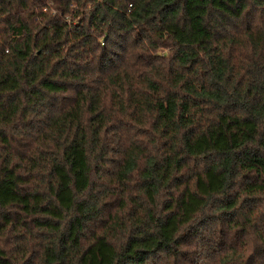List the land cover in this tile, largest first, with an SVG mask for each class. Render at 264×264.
Returning a JSON list of instances; mask_svg holds the SVG:
<instances>
[{"label": "trees", "instance_id": "16d2710c", "mask_svg": "<svg viewBox=\"0 0 264 264\" xmlns=\"http://www.w3.org/2000/svg\"><path fill=\"white\" fill-rule=\"evenodd\" d=\"M0 264H264V0H0Z\"/></svg>", "mask_w": 264, "mask_h": 264}]
</instances>
